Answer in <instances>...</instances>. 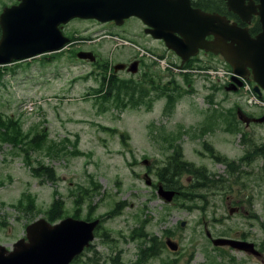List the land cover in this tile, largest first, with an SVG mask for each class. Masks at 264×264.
I'll return each instance as SVG.
<instances>
[{
    "label": "rangeland",
    "instance_id": "1",
    "mask_svg": "<svg viewBox=\"0 0 264 264\" xmlns=\"http://www.w3.org/2000/svg\"><path fill=\"white\" fill-rule=\"evenodd\" d=\"M12 3L13 0H0V11ZM68 30L92 36L94 41L45 52L17 65L8 64L16 70L1 74L0 112L18 119L24 133L30 134L38 125L41 133L44 130L55 140L65 136L74 140L79 135L78 147L83 154L65 152L53 157L41 152L39 157L44 164L53 165L60 177L58 182L43 181L33 175L20 149L13 148L11 143H0V181L4 182L0 185V243L12 248L16 240L26 235L30 223L41 217L47 219L42 212L31 215L33 211L19 210L22 206L13 204L24 191L36 194L35 202L43 210L48 209L55 198L61 199L66 208L60 218L63 219L79 208L74 204L73 192L78 184H83L98 189L81 207V213L84 216L91 204L94 215L105 216L104 226L110 231L109 243H103L101 237L94 240L95 249L103 257L118 253L124 262L136 260L141 241L132 238L133 231L140 227L141 219H150L145 228L163 239L164 229H175V239L181 244V259L176 264H264L237 250L221 252L224 247L215 248L205 233L208 228L214 237L224 233L229 236L247 234L249 240L264 244V157L259 154L264 149V127L258 126L252 134L244 129L249 135L226 129L230 107L240 100L239 95L225 90L228 74L221 78L214 74L208 76L213 67L229 71L225 59L212 58L207 62L206 71L192 72L191 83H187L182 70L175 66V61L178 65L180 62L167 47L155 41L137 44L149 51L162 52L165 58L132 77L119 71L120 77L139 82L148 71L158 85L176 84L185 90L193 87L192 92L182 96L183 92L169 113L164 112L166 97H156L150 107L142 103L122 109L107 103L104 108L102 98L97 99L94 92L100 85L96 63L71 57V50L93 49L112 64L127 62L142 50L131 41L132 45L127 44L125 37L110 36L108 31L141 32V25L134 18L122 29L75 21ZM156 94V91L150 93L152 97ZM208 96H213L214 103ZM100 124L118 131L106 130ZM17 125H10V130L15 131ZM122 132L128 135L126 145L120 136ZM179 132L182 133L175 144L180 146L185 160L223 177L216 185L196 191L205 200L204 209L189 208L191 204L203 205L199 197L192 200L179 197V201L167 203L156 192L157 187L147 185L144 179L149 171L154 183L158 182L156 171L176 152L168 147L167 141ZM208 144L214 147V152ZM254 148L258 153L250 155L252 161H242L246 152ZM219 154L237 161L240 172H227V163L216 158ZM144 159L152 163L146 165ZM90 175L98 182V187L91 185ZM176 179L183 191H192L194 177L190 172L185 171ZM115 202L125 204L118 215L109 217L107 214ZM1 220L5 221L4 225ZM182 220L187 221L184 227L180 225ZM167 257L173 259L176 255L165 247L160 257L151 258L147 264H162Z\"/></svg>",
    "mask_w": 264,
    "mask_h": 264
},
{
    "label": "water",
    "instance_id": "2",
    "mask_svg": "<svg viewBox=\"0 0 264 264\" xmlns=\"http://www.w3.org/2000/svg\"><path fill=\"white\" fill-rule=\"evenodd\" d=\"M18 5L4 7L0 14V64L14 60L29 59L45 52L63 49L70 43L60 27L73 18L97 19L100 22L115 20L123 24L126 18L139 17L154 37L164 39L169 49L176 50L184 59L182 64L198 49L205 48L218 54L231 65L235 75L228 90L236 91L241 86V78L252 74L253 79L264 88V0L257 6L248 7V12H257L261 16L263 30L253 37L247 29L231 24L228 19L217 14H198L184 0H20ZM229 7L242 14L244 0H228ZM198 18L210 25L204 32L210 31L215 38L205 43L202 41V24ZM175 32L181 33L179 37ZM77 57L96 61L97 56L91 50H79ZM139 71V61L129 64L116 63V72ZM260 87L255 90L260 93ZM241 111V109H240ZM143 163L150 165V159ZM147 185L153 184L152 177L144 174ZM157 193L165 202H172L176 189L157 184ZM100 218L87 221L67 216L51 223L41 217L26 227V236L13 243L12 248L0 243V264H71L74 258L89 247L95 239V230ZM187 225L186 220L181 226ZM208 235L212 233L207 229ZM215 246H231L256 256L263 253L255 242L231 237H212ZM165 244L171 251H179L180 243L171 236L165 238Z\"/></svg>",
    "mask_w": 264,
    "mask_h": 264
},
{
    "label": "trees",
    "instance_id": "3",
    "mask_svg": "<svg viewBox=\"0 0 264 264\" xmlns=\"http://www.w3.org/2000/svg\"><path fill=\"white\" fill-rule=\"evenodd\" d=\"M83 37V36H81ZM78 48H73L71 50V56L76 57V51ZM54 55L53 57H56ZM59 56H57L58 58ZM101 59V60H100ZM94 64L98 68L97 76H99L100 85L97 89H94L96 94V98H102L101 105L104 108H107V103H114L116 107L126 109L129 106L131 108L137 107L140 104H147L148 107L152 106L154 103V99L156 97H161L168 91L169 87L163 88L159 86L156 89V96L152 97L150 95L152 85L148 86L149 82H136L133 79H126L122 77H117L114 74L111 63L107 59L99 58ZM14 64V63H13ZM17 65V64H16ZM9 70H16L15 67H1L0 68V86L3 84V78L1 74H5ZM110 71H112L113 75H110ZM94 73V72H93ZM92 73V74H93ZM86 78V77H85ZM153 79V77H148ZM187 83H191L190 77H185ZM154 80V79H153ZM155 81V80H154ZM193 82V80H192ZM180 87V86H179ZM182 93L178 95L168 94V102L164 109L165 113H169L174 110L176 100L181 96ZM211 103H214L213 96L209 98ZM226 129L231 130V125L233 124L232 120L226 121L225 125L228 124ZM18 124L15 131L10 130V125ZM101 125V124H100ZM102 126V125H101ZM106 130H112L113 132H117V128H110L109 126H102ZM39 129L38 125H35L29 133H24L21 124L18 119H14L7 114L0 112V143H11L13 148H18L21 150V154L23 155V159L25 160L27 166L31 169L33 175L41 180L45 181H53L58 182L60 177L57 175V171L53 165H45L43 158L39 157L41 152L53 157H59L65 152H71L74 155L83 154V151L79 149L78 144L80 137L76 135L75 139L72 140L71 137L65 136L61 140H55L53 138H49L47 136V132ZM180 134L182 132H179ZM123 143L126 145V139L128 135L126 132L120 133ZM27 138V139H25ZM176 137L171 136V138L167 141L168 147L173 148L176 152L171 155L168 161L159 169L158 176L161 181L167 188H173L179 190L178 195L175 196L174 200L179 201V197H185L189 200H192L194 197H202L197 190H200L207 186H214L217 182L223 180V177H217L214 173H210L206 167L196 166L194 163L185 160V157L181 153L180 146H176L175 144ZM73 146V149L70 147ZM210 151H215L214 147L211 144H208ZM132 152V150H131ZM258 151H255V148L251 151H247L246 154L241 158L242 161H252V157L250 155L256 154ZM133 154V152H132ZM259 154L264 157V149L259 151ZM134 155V154H133ZM216 158L221 162L227 163V172L237 173L240 172V164L237 161L229 159L225 155H217ZM190 172L194 179L193 184L191 185L192 191H183L182 186L179 184V181L176 179L183 172ZM91 176V185H95L98 187V182L94 180L93 175ZM3 181H0V185L3 184ZM74 189H76L73 194L75 195L74 204H76L79 208L72 213V216L76 218H81V207H83L86 200L91 199L94 194L97 193L98 188H93L84 186L83 184H78ZM72 189V190H74ZM36 194L31 191H24L21 197L18 199L16 203L22 207L17 208L20 209H28L33 211L31 215H35L36 213L42 212L46 215L47 219L50 222H55L58 219L62 218L66 213L65 202L61 199H54L52 204L48 209H41L37 202ZM204 203L203 205L191 204L189 208L192 209L194 207H198L204 209L205 200L200 198ZM12 204V205H13ZM125 203L115 202L114 207L109 211V217H114L120 213V208ZM127 204V203H126ZM184 206V205H181ZM64 214V215H63ZM67 215V214H66ZM88 219H94V207L89 204L86 215L84 216ZM258 218V216L255 215ZM166 217L164 216L163 219ZM150 219H141L140 227L136 228L133 231L132 238L139 239L141 243L138 247L137 258L136 260H131L126 262V264H147L148 261L153 257H160L163 253L165 246L164 239L159 237L158 235L151 233L148 231L145 226L146 223L149 222ZM3 224L4 222L1 221ZM264 227V223H262ZM105 235L103 242L108 243L110 240V231L105 229ZM176 231L174 228H166L163 230V234L175 235ZM113 264H123L121 254L115 256L112 261ZM162 264H176L169 257L163 258Z\"/></svg>",
    "mask_w": 264,
    "mask_h": 264
},
{
    "label": "flooded vegetation",
    "instance_id": "4",
    "mask_svg": "<svg viewBox=\"0 0 264 264\" xmlns=\"http://www.w3.org/2000/svg\"><path fill=\"white\" fill-rule=\"evenodd\" d=\"M184 1H186V0H184ZM187 1H189L190 7L193 10L194 9L198 10V11H196L198 14L212 13V14H217L221 17H225L226 19L229 20V22L231 24H236L241 28L247 29L248 32L253 37H256L263 30V27H262L263 23L261 21V16L259 13H257L260 10L257 6L260 4L261 0H244V4H243L244 9H242V14L231 9L229 7L228 0H187ZM20 2H21L20 0H13V3L11 5H18ZM11 5H9V6H11ZM248 7H254L253 9H256L257 12H254V11L248 12ZM3 9L0 11V14L2 13ZM132 18L137 19V21L139 22V25H141V32L128 33L126 31L109 30L108 34L110 36L117 37V38L125 37L126 43L130 44V45H132V43H130V41L135 43L133 45L145 44L146 42H149V41H155L159 45L167 47L165 40L161 39V38L154 37L150 32H148L150 27L147 26L139 17H136V16L126 18L124 20L123 24H121V25L118 24L115 20H110L107 22H100L97 19L73 18L70 21H68L67 23H61L60 27L62 28L64 33L68 37H70V39H71L70 45L77 46L78 44H76V43H87V42L91 43L94 41V38L92 36L81 37L82 35H80L79 33H75L73 31L68 30L69 26H71L75 21H86V22L89 21V22L95 23L96 25H102L104 27H109L111 29H122V28L126 27L127 21H129ZM197 22L199 24H202V27H203V34L201 36L202 41H197V43L203 44L206 41L213 40L215 38V35L211 34L209 30L207 32H204V28L209 29L210 25L208 24L206 26L205 22L202 21L200 18H198ZM1 34H2V30L0 28V36H1ZM175 34L179 37H183L181 35V33H179V32H175ZM137 46H139V45H137ZM139 47L142 51L138 54V56H135L133 59H130L126 63L129 65L131 62L138 60L139 61V69L141 70V72H143V69L145 67H147V66L150 67L154 64H158V62H161V60L163 58H165L164 53L159 52L155 49L154 50L150 49V51H149L144 47H141V46H139ZM90 50L94 51L93 49H90ZM167 50L169 52H171V54L174 57H176L178 59V61L180 62V64L178 65L177 61H175V63H176L175 66H178L180 68V70H182V75L184 77H187V76L192 77L191 73L196 72L198 70H200V72L206 71V68L209 66V64H207V62L211 61V59L214 57H219V58L224 59V57L221 53L216 54L213 51H210V50H207L205 48L200 47L197 51V54L190 56L185 61V63L182 64V61L184 58L182 56H180L176 50L169 49V48H167ZM94 53L99 57L98 53H96L95 51H94ZM148 61H150V63H148ZM226 64L229 68L228 69L229 71L222 69L223 76L228 74V76L230 78H229L228 82L225 83L224 88H225V90H227V92L238 93L239 98H240V100H238L237 103L232 104V106L230 107L231 111L229 113V116H230L229 120L233 121V124L231 125V131L237 130V132L241 133L242 135H244L243 132L247 135L252 134L253 132L256 131V128L258 126L264 127V107L257 105V104H252L249 100L244 102L245 99L243 98V96H244V93L249 88H253V90L257 93V95H259V100L261 98L264 100V88H262L253 79L252 74H249L246 78L240 77L242 84H241V86H238L236 91L228 90L227 87L229 85H231L232 77L235 75V73H234L232 67L227 62H226ZM6 65H8V64H6V63L1 64L0 67L6 66ZM120 72H125L127 74H130L129 77H132V74H134L128 70V67L124 70H121ZM117 73L118 72H114V74L117 77H120ZM110 75L111 76L113 75L112 71H110ZM144 75L146 76L145 79L138 80V81L139 82H149L152 85L151 91H156V89L159 86H161V85H158L156 83V81H154L153 79L148 78V77L152 76V75H149L148 71H145ZM173 83H174V81H173ZM174 85L175 86H168L169 90L166 91L165 94L162 96V97L167 98V102H168V94L178 95L179 93L184 92L182 94V96H184V95L188 94L189 92H192V90H193V87L189 88L188 90H185L176 84H174ZM256 85L261 88L260 93L255 90ZM162 87L167 88V86H162ZM214 91H216V90L214 89ZM209 97H211V96H208V98ZM178 99L176 100V102L178 101ZM167 102H166V105H167ZM176 102H175V104H176ZM166 105H165V107H166ZM240 109H241V111H240ZM246 128H247V131H249V130L251 131L249 134L247 133L246 130H244ZM262 138H263L262 140H264V137H262ZM157 173H158V170L155 173L157 178H158V182L163 183ZM170 189H173V188H170ZM177 193H179V190H177ZM84 216H82L81 218H83L87 221L94 220V219H88ZM100 218H101V222H100V224H98V228L95 231V235H96L95 240L98 237H101V240L103 242L104 235L106 234L105 233L106 227L104 226L105 216H102ZM205 233H206L208 241L213 242V238H212V236L208 235L207 230ZM167 236H169V235H166V237ZM221 236H229V235H227V233H224V234H221ZM172 237L175 238V236H173V235H172ZM213 237H214V235H213ZM229 237H237V238L245 239V240L250 239V237L247 234H239L237 236H229ZM103 243H105V242H103ZM257 246L260 249L261 248L264 249L263 243H261L260 245L257 244ZM214 247L217 249L218 248L223 249V247H224L225 250H222L221 252L226 251V249L234 250L231 246H214ZM180 251H181V248L179 251H176V252L171 251L172 253H174L176 255V258L172 259V261H174L175 263H177V261H180V259H181V252ZM118 255L119 254L116 253L114 255H110L109 257H103L100 254V252L95 249L94 241H93L89 247H86L85 250L81 254L76 256V258L71 262V264H113L112 263L113 258H115V256H118ZM248 255L250 258L255 257V258H257L258 261L264 262V256L257 257V256L252 255V254H248ZM123 264H126V262H124Z\"/></svg>",
    "mask_w": 264,
    "mask_h": 264
},
{
    "label": "built area",
    "instance_id": "5",
    "mask_svg": "<svg viewBox=\"0 0 264 264\" xmlns=\"http://www.w3.org/2000/svg\"><path fill=\"white\" fill-rule=\"evenodd\" d=\"M218 74L221 75V72H218ZM250 101H252V102H258L259 99L254 94H252L251 97H250Z\"/></svg>",
    "mask_w": 264,
    "mask_h": 264
}]
</instances>
